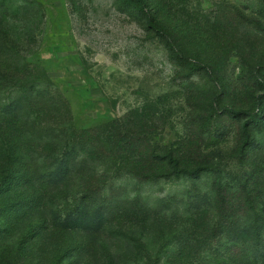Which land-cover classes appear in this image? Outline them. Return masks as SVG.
I'll return each instance as SVG.
<instances>
[{
  "label": "rangeland",
  "instance_id": "1",
  "mask_svg": "<svg viewBox=\"0 0 264 264\" xmlns=\"http://www.w3.org/2000/svg\"><path fill=\"white\" fill-rule=\"evenodd\" d=\"M26 1L0 30L11 29L26 60L45 69L77 129L119 124L151 144L150 158L172 152L185 167L208 162L215 173L145 188L151 207L108 198L107 222L91 233L51 224L47 204L66 188L45 186L26 164L2 185L0 163V263L209 264L203 258L218 243L205 239L200 216H185L183 198L214 190L220 171L239 162L250 118L217 114L224 106L257 116L250 130L262 146L246 153L256 184L264 180V0ZM221 197L228 205V192Z\"/></svg>",
  "mask_w": 264,
  "mask_h": 264
},
{
  "label": "trees",
  "instance_id": "2",
  "mask_svg": "<svg viewBox=\"0 0 264 264\" xmlns=\"http://www.w3.org/2000/svg\"><path fill=\"white\" fill-rule=\"evenodd\" d=\"M135 1L145 6L143 0ZM27 5L26 0H0V20L9 27L11 15ZM147 22L157 35L170 41L150 17ZM5 24L0 30L1 184L11 186L19 167L26 164L45 186L66 188L47 204L54 227L98 233L107 222L103 208L108 198L151 207L145 188L179 186L214 175L210 163L185 167L172 152L150 158L151 144L142 143L141 135L122 130L119 124L77 129L68 104L45 69L26 60ZM169 45L181 54L173 42ZM221 113L250 118L243 126L239 162L232 160L228 171H220L214 190L185 196L184 214L196 222L194 218L200 216L205 239L217 241L216 253L203 258L209 264H264V180L256 184V170L246 153L262 146L261 134L250 130L257 116L254 111L227 106L217 111ZM256 186H260V196L255 195ZM224 191L228 205L222 201ZM172 197L157 198V206H166ZM200 198L210 204L198 207Z\"/></svg>",
  "mask_w": 264,
  "mask_h": 264
}]
</instances>
